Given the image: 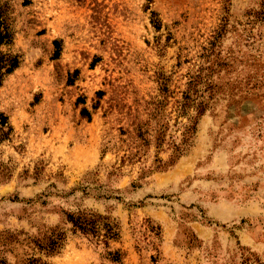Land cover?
I'll use <instances>...</instances> for the list:
<instances>
[{"label":"rangeland","instance_id":"374dc122","mask_svg":"<svg viewBox=\"0 0 264 264\" xmlns=\"http://www.w3.org/2000/svg\"><path fill=\"white\" fill-rule=\"evenodd\" d=\"M0 5L20 59L0 88V231L62 229L52 264H264V0ZM188 118V151L157 169ZM83 209L118 224L119 262L70 231Z\"/></svg>","mask_w":264,"mask_h":264},{"label":"trees","instance_id":"16d2710c","mask_svg":"<svg viewBox=\"0 0 264 264\" xmlns=\"http://www.w3.org/2000/svg\"><path fill=\"white\" fill-rule=\"evenodd\" d=\"M154 15V13H152ZM152 26L155 30L160 29V21H152ZM12 41V33L8 23L7 11L3 5H0V88L7 76L13 73L19 67V56L10 52L3 51L2 48L9 46ZM56 47L58 43L55 41ZM56 51L54 57H58ZM184 99L188 103L181 105V114L186 115L185 111L188 108H194L198 116H201L206 104L200 102L191 107L189 97L184 95ZM83 103V101H79ZM81 116L90 119L88 111L83 108ZM197 118H188L189 125L183 127L181 139L179 143L172 142V153L167 162L155 160L157 169H165L172 166L180 157L184 156L191 146V139L196 131ZM12 131L8 123L7 117L0 113V144L8 140ZM158 147L162 143L161 138H157ZM10 172L0 161V179H8ZM65 223L70 226L72 233H78L81 236L89 237L96 242L103 244L106 249V255L111 261L119 262L122 254L119 251H107L110 242L117 239L119 226L108 215H102L92 210H77L64 214ZM66 241V233L60 228L44 230L41 237H34L27 232L19 231H0V264H52L47 260L48 257L55 256L60 253Z\"/></svg>","mask_w":264,"mask_h":264}]
</instances>
